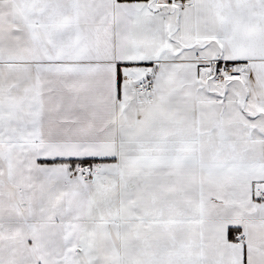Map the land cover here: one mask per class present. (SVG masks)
<instances>
[{"label":"snow or ice","instance_id":"snow-or-ice-1","mask_svg":"<svg viewBox=\"0 0 264 264\" xmlns=\"http://www.w3.org/2000/svg\"><path fill=\"white\" fill-rule=\"evenodd\" d=\"M0 264H264V0H0Z\"/></svg>","mask_w":264,"mask_h":264}]
</instances>
